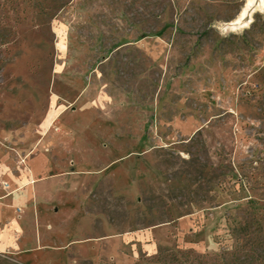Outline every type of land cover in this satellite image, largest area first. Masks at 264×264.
Here are the masks:
<instances>
[{
	"label": "rangeland",
	"instance_id": "374dc122",
	"mask_svg": "<svg viewBox=\"0 0 264 264\" xmlns=\"http://www.w3.org/2000/svg\"><path fill=\"white\" fill-rule=\"evenodd\" d=\"M263 1L0 0V151L43 180L39 264L264 255Z\"/></svg>",
	"mask_w": 264,
	"mask_h": 264
},
{
	"label": "crops",
	"instance_id": "0c3cea01",
	"mask_svg": "<svg viewBox=\"0 0 264 264\" xmlns=\"http://www.w3.org/2000/svg\"><path fill=\"white\" fill-rule=\"evenodd\" d=\"M7 153L0 151V264H39L37 253L53 248L39 244L30 246L27 242V212L35 208L38 194L44 193V186L37 184L34 168H26L18 162L16 173L10 166ZM35 217V225L37 224Z\"/></svg>",
	"mask_w": 264,
	"mask_h": 264
},
{
	"label": "trees",
	"instance_id": "16d2710c",
	"mask_svg": "<svg viewBox=\"0 0 264 264\" xmlns=\"http://www.w3.org/2000/svg\"><path fill=\"white\" fill-rule=\"evenodd\" d=\"M245 231H244V233H245V236L246 237H248L249 238V236H250V234H249V232H248V230L247 229H244ZM243 233V234H244ZM250 238H252V237H250ZM240 254V253H239ZM239 258V257H238ZM252 259H254L256 262V264H264V255L263 256H252ZM239 260V259H238ZM240 262V261H239ZM238 262V263H239Z\"/></svg>",
	"mask_w": 264,
	"mask_h": 264
},
{
	"label": "bare ground",
	"instance_id": "6f19581e",
	"mask_svg": "<svg viewBox=\"0 0 264 264\" xmlns=\"http://www.w3.org/2000/svg\"><path fill=\"white\" fill-rule=\"evenodd\" d=\"M252 3V0H249V5ZM264 5V1H263V4ZM245 10L243 11V13L241 14V16L238 18V21H236V23L240 24L242 21H243V18L245 16Z\"/></svg>",
	"mask_w": 264,
	"mask_h": 264
}]
</instances>
